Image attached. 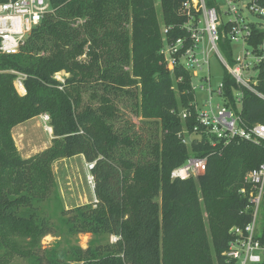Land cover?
<instances>
[{"label":"trees","instance_id":"16d2710c","mask_svg":"<svg viewBox=\"0 0 264 264\" xmlns=\"http://www.w3.org/2000/svg\"><path fill=\"white\" fill-rule=\"evenodd\" d=\"M155 1L50 0L19 53L0 55V264L16 255L29 264H224L229 229L251 221L245 177L264 163V142H218L200 125L193 132V114L180 119L193 98L189 75L175 69L182 81L174 91L160 49L162 27L169 40L182 34L185 0H160V19ZM61 71L64 82L54 78ZM17 73L25 75L24 95ZM224 80L228 94L234 81ZM120 107L139 125L121 123ZM41 114L49 116L51 143L23 157L12 129ZM242 117L264 123V101L246 93ZM184 126L189 146L179 137ZM78 154L93 163L96 202L62 208L61 219L69 233L116 240L45 250L40 240L54 226L41 206L56 193L52 165ZM189 157L206 158L204 173L171 179ZM258 238L264 245V214Z\"/></svg>","mask_w":264,"mask_h":264},{"label":"built area","instance_id":"2783aa9c","mask_svg":"<svg viewBox=\"0 0 264 264\" xmlns=\"http://www.w3.org/2000/svg\"><path fill=\"white\" fill-rule=\"evenodd\" d=\"M52 10L50 0H8L0 2V55L18 54L32 29ZM184 21L182 34L167 38L168 27H162L160 54L173 77V90L182 77H175L176 68L189 75L193 98L188 106L179 108L183 122L194 117L193 132L202 126L216 141L227 143L239 138L253 143L264 142V123L248 125L242 117L246 93L264 101L259 86L264 82V0H185L180 6ZM220 65L221 74L214 82L211 58ZM60 73L54 78L60 82ZM234 81L227 94L225 75ZM25 75L17 73L14 86L26 94ZM193 114V116H192ZM192 116V117H191ZM185 126L179 133L182 143L190 144ZM194 133H191L194 134ZM93 163L89 164V168ZM205 157H189L171 171V179L197 177L204 173ZM245 180L252 219L244 227L229 229L231 239L223 252L224 264H264V245L258 238V211L264 193V163L247 173ZM92 183V182H91ZM244 193V189L240 190Z\"/></svg>","mask_w":264,"mask_h":264},{"label":"rangeland","instance_id":"374dc122","mask_svg":"<svg viewBox=\"0 0 264 264\" xmlns=\"http://www.w3.org/2000/svg\"><path fill=\"white\" fill-rule=\"evenodd\" d=\"M155 7L160 19V0L155 1ZM79 59L83 60L84 56ZM210 67L212 74H215L213 81L217 82V76L221 74V70L215 57L211 58ZM66 76H68V73L61 71L59 78L64 81ZM85 95L87 97V94ZM120 108L123 112L121 123L131 119L137 126L139 125V118L133 116L124 107ZM48 127L50 126L47 114L35 116L13 127L12 136L21 156H30L50 145L52 129L49 132ZM187 145L189 146V144ZM89 164L90 162H87L80 154L54 161L52 170L56 181V193L41 206V209L50 217L54 226V233L48 234L40 240L41 246L45 250L53 249L56 253H64L74 246H80L81 248L94 247L112 243L116 240L115 235L106 233H69L67 226L61 219L60 211L62 208H73L81 204L96 202L94 177L91 174ZM261 202L257 217L258 226H260L264 214V193ZM203 220L207 226L208 221L205 212H203ZM208 235L210 234L208 233ZM19 243L24 245V239H19ZM0 253H3V250ZM10 264H29V260L25 256L16 255L12 257ZM68 264H78V262L70 261Z\"/></svg>","mask_w":264,"mask_h":264},{"label":"bare ground","instance_id":"6f19581e","mask_svg":"<svg viewBox=\"0 0 264 264\" xmlns=\"http://www.w3.org/2000/svg\"><path fill=\"white\" fill-rule=\"evenodd\" d=\"M48 131H49V132L51 131V128H50V127H48Z\"/></svg>","mask_w":264,"mask_h":264}]
</instances>
